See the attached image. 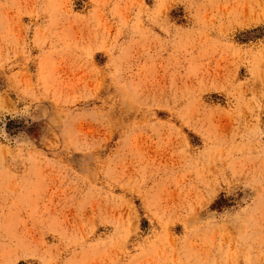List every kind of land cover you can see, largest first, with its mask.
Segmentation results:
<instances>
[{
  "label": "rangeland",
  "instance_id": "rangeland-1",
  "mask_svg": "<svg viewBox=\"0 0 264 264\" xmlns=\"http://www.w3.org/2000/svg\"><path fill=\"white\" fill-rule=\"evenodd\" d=\"M0 264H264V0H0Z\"/></svg>",
  "mask_w": 264,
  "mask_h": 264
}]
</instances>
